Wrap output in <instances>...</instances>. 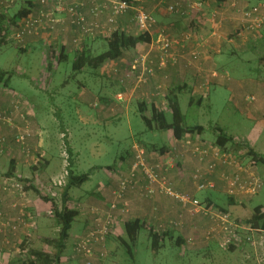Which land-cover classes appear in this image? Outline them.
<instances>
[{
    "label": "rangeland",
    "instance_id": "374dc122",
    "mask_svg": "<svg viewBox=\"0 0 264 264\" xmlns=\"http://www.w3.org/2000/svg\"><path fill=\"white\" fill-rule=\"evenodd\" d=\"M248 3L257 7L261 5L264 9V0H249ZM241 6L244 7L245 5ZM248 37L250 36L248 35ZM84 39H91V37L83 36ZM251 39L252 43L248 45V50L241 49L234 54H229L231 52L230 48L222 49V56L218 59V69H216L226 80H223L222 85L210 84L208 97H198L194 92H190V94L185 92L181 96L179 95V99L187 124L189 126L200 125L205 129L202 139L214 140L215 135L212 130L219 127L236 140L251 142L255 151L264 154V109L259 112L255 110L256 107H263L264 104V62L261 61V58L264 57V24L258 32H252ZM80 45L81 42L76 44V48ZM22 46L9 43L0 47V71H7L6 79L9 78L7 85L9 89L6 90L3 87L6 83L3 82L0 85V94H9L11 99L14 100L11 102V106L2 111H11L14 105H20L23 108L24 106L28 107L29 104L32 105V110L35 111L33 115L40 121L44 130L46 129L51 134H56L54 138H49L52 145V154L55 156L54 164H58L59 160L62 161L60 159L62 155L61 148L66 145L73 151L74 164H76L77 160L75 151L79 155L76 173L78 175L90 173V179L86 183L80 188L72 189L70 196L71 194L73 196H71L70 207L79 210L80 213L84 209L87 211L88 208L90 212L93 208H105L104 205L100 206L99 203L87 204L78 196L81 195L83 190H98L99 183L106 179L107 171L112 169L123 153L130 150L134 139L141 142L147 149L152 148L154 145L170 147L169 139H167L168 133L149 130L141 118L137 104L132 106L128 114L119 113L118 116L121 119H112L116 112H112L115 107L114 101L111 104H107L101 98L109 94L118 104L127 105L132 100L139 86L132 88L127 92L124 100L119 101L118 92L120 94L122 91L117 82L113 83L103 80L100 72L95 74V72L88 69H86L87 72L74 74L75 51H68L69 60L60 64L56 61V66L52 71H49L47 67V49L43 51L40 45L35 43V48L22 52L21 49H24ZM106 49L107 44L101 39L96 43L93 53L99 55ZM144 58L148 59V56ZM141 60L140 58L134 61L130 70L135 64L140 65ZM102 68L104 70V72L102 70V73L110 76V73L115 74V70L119 69L118 66L110 64L104 65ZM123 78L124 73L121 75L117 74L119 81ZM130 80L132 79H125L122 85L130 88L136 83L133 81L129 87L127 82ZM191 97L194 99V103H190ZM199 100L201 103H199ZM163 101L165 105L161 107L172 120L167 101L165 99ZM96 103H98V106L94 107ZM105 108L109 111L108 116L99 118L95 115L98 111H103ZM118 108L120 107L118 106ZM83 116L90 120L87 125H84L83 121L80 120ZM57 118L59 119L57 120ZM61 127L68 130L70 140H66V137L64 138L65 142L59 140ZM7 133L6 126H2L0 128V138L4 137L8 142V138L11 139L12 136L7 135ZM49 140L46 146L50 143ZM94 144L98 146L97 149ZM171 148L174 152L177 150V147ZM33 157L39 160L37 162L33 161V166L31 164L25 168V175L28 176H25L24 179L32 182L29 183L30 181H27L30 184L29 197L34 201L38 200L40 194L33 187L35 186L42 193L45 187L52 182L53 178L60 174L62 169L60 165L52 171L42 170V167L40 168L39 166L45 164L44 158L39 157L37 152L33 154ZM247 159L251 161V158ZM160 161H162L161 158ZM33 172H35L34 175H32ZM256 173L264 182V167L259 165ZM193 174L189 176L191 180H193ZM205 192L210 191H199L197 197L202 199ZM158 195L166 196L179 203L172 196L164 193ZM218 200L235 217H240L242 220L247 219L255 213L258 207H262L264 210V186L258 195L244 201L242 206H229L224 195L219 196ZM28 204L33 207L31 214L36 218V225L29 221L26 226H22L19 229L16 235L1 237L0 248L2 250H0V255L4 258L3 261L6 262L7 260L6 264L28 259L33 249H42L49 253L55 250V240L60 232L56 214L48 216L44 210L41 209V212L36 210L34 202H28ZM80 204L86 205V208ZM109 204L110 202L106 205ZM56 205L60 209L61 200ZM92 205L94 207H89ZM42 207L46 209L45 205ZM15 216L17 215L13 217ZM125 217H128V215L124 216V218L122 217V219H125ZM120 220L121 217L118 218V234L122 237L125 236L124 221L126 220H122V223ZM148 225L150 226V224ZM82 232L80 218L78 217L70 231L71 236L67 242L68 249L63 254L62 264H82L74 256L77 234L81 235ZM119 236H112L108 241L106 247L107 264H264L262 251L256 252L249 244L244 245V247H236L234 252L229 249L219 250L214 244V250L206 251L198 248L194 242L192 244L186 242L187 244L184 246L177 244L176 240L167 239L170 237H165L164 247L155 251L149 230L140 232L136 245L132 246L133 256H131L127 253L126 247L116 239ZM258 238L259 236L255 235V239ZM7 240L10 241V244L6 243ZM18 248L26 249V253L24 255L19 254ZM101 251L100 248L96 249L97 257H99Z\"/></svg>",
    "mask_w": 264,
    "mask_h": 264
},
{
    "label": "crops",
    "instance_id": "0c3cea01",
    "mask_svg": "<svg viewBox=\"0 0 264 264\" xmlns=\"http://www.w3.org/2000/svg\"><path fill=\"white\" fill-rule=\"evenodd\" d=\"M11 1L12 4L7 7V10L5 11L3 10L4 6L0 2V17L5 19V26L9 25L11 17L16 14L19 9H24L25 6H30L31 15H36L39 12V0ZM231 2V0H205V6L202 14H195L193 17L184 18L179 15L170 14L168 12L167 4L171 3V0H142V5L144 7L146 6L145 9L148 7V10H146L151 12L156 17L159 27L168 29L170 34L175 39L181 40V38H183L186 34L193 35V39L190 43H186L183 46L177 47L175 49L176 63H172L170 61L163 69L158 67L160 51L158 50L155 43L157 40V37L155 36L152 37L151 43L139 45L133 50L126 51L123 57L118 61L106 63L105 66L109 64L116 65L119 69L117 73L115 72V74L110 73V76L104 75L102 73L103 68H101L100 73L102 74L101 76L103 80H108L113 83L117 82L119 87H121V81L117 79V74L121 75L124 73L125 76L126 73L131 72L130 68L133 62L137 59H142L143 57L148 56V61L153 63V66L156 70L155 75L151 77L147 83L141 84L139 88H137V92L134 93L135 96L133 95L132 100L127 105L118 104L109 94H107L106 97L101 98L107 104H111L114 101L115 107L113 110H111L112 112H116L114 113V117L112 119H121L118 114H128L129 110H131L134 104H137L139 109V103H145V105L149 107V110L145 115L150 117L152 107L157 106L162 108L163 105H165L163 100L165 99L167 101V97L173 94L172 91H177L180 90V88H183L184 90L179 94L180 96L185 92H188L189 94L190 92H194L198 97H208L210 84H221L223 80H226L223 76H221V74L218 73L219 71L217 70V62L219 57L222 56V49L230 48L229 50L231 52H229V54H234L237 50H248V45L252 43V32L248 31L246 26L242 24V17H240L241 15L237 13L236 9L231 6ZM248 2L249 0H237V5L240 8H243L241 5H245L244 8H246L251 6V2ZM240 3L242 4L240 5ZM88 8L89 7L86 8V12L89 14V17H91ZM213 13H218V18L223 22V26L217 29L216 35H213L215 25L210 21V17ZM108 14L109 12L107 11L101 17V22L105 24L108 29L114 31L121 30L134 36H137L141 33L139 27L134 21V14L132 11L118 16L115 21L116 24L113 26L107 24ZM58 18L60 19V23L56 25V29L53 33L42 31V34L37 37H28L25 40L22 48L31 50L35 48L34 45L36 43L40 45L43 51L46 49L49 51L50 47L52 48V46H54L55 49L58 46H64L66 47L67 51L76 52L78 48L85 45H89L90 48L94 49L96 43H98L101 39L103 40L104 35H99L94 39L91 38L83 40V37L80 35V33L77 32L76 29L71 25L65 13H58ZM14 32H12V34ZM248 35L250 37H248ZM76 37H79V40L81 41V45L77 46V48L76 44L74 43V40L77 39ZM192 50L199 51L201 53L200 59L198 61H192L190 59L189 53ZM133 81H135V78L132 77V80L127 82L129 87ZM158 85H162V96L160 97L156 95V92H158ZM134 87L135 84H133L129 89H127L128 87L126 89L130 91ZM4 88L6 90L9 89L8 86ZM13 101L14 100L11 99L9 94L1 93L0 111L11 106V102ZM190 103H194V99L192 97ZM118 106L120 108H118ZM263 109L264 104L263 107L258 106L255 108V110H258V112L262 111ZM21 111L22 114H20V116H22L15 119L14 123L18 128L29 126L33 131L35 137L30 144L36 147V149L39 151L38 154L41 153V156H43L45 160V164L39 167H42L41 169L45 171H52L57 166L61 165L62 169L61 160H59L58 164H54L55 156L52 154V145L51 141L49 140L50 137L54 138L56 134H51L48 130H44L40 121H38L35 118V115H33L35 111L32 110V105L29 104L28 107L24 106V108L21 106ZM95 115L99 118H105L109 115V111L105 108L103 111H98ZM58 119L59 118H57V120ZM80 120L83 121L84 125H87L90 121L89 119L87 120L85 116L81 117ZM62 127L60 128L61 132L59 135V140L62 142L63 137H66V140H70L68 130ZM6 128L8 131L7 135H11L13 137L15 131H10L8 126H6ZM167 133V139H169L170 147L166 145H154L152 148L147 149L141 142L134 139L130 150H127L125 153H123L113 165L112 169L107 171L106 179L105 181L102 180L99 183L98 190L94 191L91 189H82L83 191L81 195L78 196V198H81V200H84L87 204L94 202L99 203L100 206H105L107 203L111 202L113 200V191L118 186L119 178L122 177V174H127V170L131 167L134 161V146L140 145L149 155V161L152 164L161 162L160 155H163L162 162L164 163L165 168H167L165 174L171 180L175 191L183 194H190L202 202L205 201L206 204L209 203L211 206L213 205L218 207V209L225 208L222 206L221 201L218 200V197H221V195H224L227 198L229 206L236 207L237 205H243L242 203H244V201H239L237 199L231 201L228 198L226 194L225 183L222 178L223 171L226 169L221 166L209 177L216 183L215 190L203 193V198L199 199L197 197L199 191L196 187V184L189 178V176L195 173V171L198 169L205 170V165L199 164L198 160L193 156L191 147H180L181 141H183V139L179 140L175 138L171 131H167ZM202 134L197 135L200 137V140L203 141L207 146H213L216 139H202ZM12 137L11 139L8 138L9 143L6 147L8 149H6L4 153H0V184L10 172L14 173L15 176L13 177L24 179L25 176H28L25 175V168L31 164L33 166L32 162H37V160H39L34 158L30 159L23 156L19 146L15 144L14 141H12ZM48 140L50 143L46 146ZM61 142L58 144L59 146ZM249 144L253 147L251 142H249ZM94 145L97 149L98 146L96 144ZM171 147H177V150L174 152L172 151ZM75 154L77 156V160L73 169L76 172L79 155L76 153V151ZM34 174L35 172L32 173V175ZM186 175L188 176L186 177ZM144 184L145 180L143 176L139 175L138 186L129 191L127 194V199L130 202V212L126 214L128 217H125V219H122L121 217V223L123 222L122 220L128 221L131 219H140L146 221L148 224H150V226L152 225L157 229L161 225L163 228L166 226L168 228H166V231L172 232V234H174L171 237L172 240H176L177 244L185 246L188 239H193L194 244H196L197 247L202 250L212 251L214 250V244H216V246L219 248L215 241H207L204 239V234L210 226V222L207 218L202 216H190L188 212L181 207L180 203L166 196L158 195L159 193L152 197L143 196L141 187H143ZM71 196L73 195L71 194ZM30 202H34V205L37 207V200L33 201L30 199L29 203ZM25 203L26 202L20 199L18 193L16 192L11 195H4L2 191L0 192V212L8 215L9 218H15L13 216L18 215L19 210L13 207L15 204L22 206ZM80 205L86 208V205ZM89 207L94 206L92 205ZM31 210H33V207L29 209V213H31ZM230 215L235 219L239 218L238 220H242L240 217H235L234 214H231V212ZM79 218L83 231L81 235H84L93 226L94 215L88 208L87 211L84 209V211L80 213ZM170 223H176L177 227H168ZM81 235L77 234L78 237L76 239L78 240ZM117 236H119V234ZM1 237L3 236H0V239ZM3 259L4 258L0 255V264L7 263V260L5 262Z\"/></svg>",
    "mask_w": 264,
    "mask_h": 264
},
{
    "label": "built area",
    "instance_id": "2783aa9c",
    "mask_svg": "<svg viewBox=\"0 0 264 264\" xmlns=\"http://www.w3.org/2000/svg\"><path fill=\"white\" fill-rule=\"evenodd\" d=\"M231 6L236 9L242 17V24L246 26L250 32L259 30L264 24L263 6H248L240 8L237 0H231ZM3 10H7L12 4L11 0H0ZM137 3V4H136ZM40 9L38 14L30 15L25 18L15 32L8 38L14 45H23L28 37H36L42 34V31L54 32L56 25L60 23L58 13H65L77 32L83 37L95 38L99 35H109L112 31L101 22V17L108 11L107 24L113 26L118 16L124 15L130 11L134 14V21L142 33H149L152 37L157 36L156 45L160 51L158 67L163 69L171 61L175 62V49L190 43L193 35L186 34L181 40L175 39L168 29L158 26L157 19L149 13L142 5V0H134L130 3L127 0H39ZM205 6L204 0H171L168 5L170 14L179 15L184 18L193 17L195 14H202ZM89 7V14L86 8ZM210 21L215 25L213 35H216L217 29L223 26L222 20L218 18V13H213ZM74 40L75 44H80L79 37ZM192 61H198L201 53L199 51H191L189 53ZM146 58H142L140 65L135 64L131 72L127 73L121 80V84L125 79L135 78V86L145 84L155 75V68L151 66ZM137 65V66H136ZM118 72V69L115 70ZM158 97L162 96V85H158ZM126 91L118 95L119 101L124 100ZM98 103L94 104L97 107ZM21 106L14 105L11 111L0 112V128L8 126L15 131L14 142L20 148L23 156L34 158L33 154L38 153L36 147L30 143L34 140V133L29 126L21 128L16 127L14 120L21 117ZM64 139V137H63ZM62 142H65L64 140ZM8 142L4 137L0 138V153L6 151ZM180 147H191L193 156L198 160L199 164L205 165L204 169H198L193 174V181L198 191H214L216 183L209 178L221 166L226 170L223 171L222 178L225 183L226 194L232 199L239 201H247L258 195L264 186L263 180L257 175L255 167L245 157L243 149H234L232 147L207 146L197 135H187L181 141ZM176 148V147H175ZM62 171L53 178L52 182L45 187L42 195L48 200H44L42 196L38 197L36 210L41 209L48 216L56 214L57 202L61 200L63 189L66 187L69 177L70 155L68 147L64 145L62 148ZM39 155V154H38ZM163 161V155H160ZM161 161V162H162ZM152 164L149 161V155L140 145L134 146V161L127 170V174L119 178L118 186L113 191V200L105 208H93L92 213L93 226L88 232L81 236L75 245L74 256L79 259L82 264H107L106 247L112 236L118 235L119 221L118 218L125 216L130 212V203L127 199L129 190L134 189L139 184V175L143 176L145 184L141 187L142 195L151 197L156 194L164 193L177 199L181 207L191 216H202L209 220L210 226L204 234L207 241H215L220 249H230L241 247L249 244L257 251H262L264 255V230L255 229L251 226L244 225L241 220L235 219L230 213L223 212L215 206H209L198 200L190 194L179 193L174 190L171 180L165 174V168L162 162ZM203 165V166H204ZM204 170V171H203ZM29 183L21 178L6 177L0 184V192L4 195L18 193L20 199L26 203L12 205L19 210V214L15 218H9L0 212V236L16 235L22 226L27 223L36 225V218L29 213L32 208L28 204ZM45 205L46 209L42 206ZM38 212V211H37ZM39 213V212H38ZM168 227H177L176 223H170ZM165 228V229H164ZM159 226V231H166V226ZM255 235L259 236L255 239ZM189 244L194 242L193 239L186 241ZM10 244V241H6ZM1 244V243H0ZM100 248L99 257H97L96 249ZM0 250H2L0 248ZM18 253L24 255L26 249L18 248Z\"/></svg>",
    "mask_w": 264,
    "mask_h": 264
},
{
    "label": "trees",
    "instance_id": "16d2710c",
    "mask_svg": "<svg viewBox=\"0 0 264 264\" xmlns=\"http://www.w3.org/2000/svg\"><path fill=\"white\" fill-rule=\"evenodd\" d=\"M130 3H133L134 0H127ZM205 1V0H204ZM137 4V3H136ZM168 3L167 5H169ZM168 9V7H167ZM149 12V11H148ZM30 6H25L24 9H19L16 14L11 17L10 24L5 26V19L0 17V47L3 45H8L13 42L9 41L8 37L18 28L21 22L28 18L31 14ZM151 13V12H149ZM152 16H154L151 13ZM155 17V16H154ZM156 18V17H155ZM116 24V23H115ZM261 29V28H260ZM259 29V30H260ZM257 30L256 32H258ZM154 37V36H153ZM155 37H157L155 35ZM103 40L107 44V49L99 55L93 53V49L89 45L82 46L76 50L75 60L73 62V71L74 74H81L87 72L86 69L95 72L98 74L101 68L106 63H111L113 61H118L121 59L126 51L133 50L142 44H149L152 41V36L149 33H140L137 36L127 34L121 30L112 31L109 35H104ZM54 46L50 47L48 51V62L47 67L49 71H52L58 64L69 60V54L64 46H58L56 49ZM21 49V48H20ZM22 52H27L29 50L21 49ZM57 59V60H56ZM261 61L264 62V57L261 58ZM151 66L153 63L148 62ZM154 67V66H153ZM48 71V72H49ZM8 75L7 71H0V85L3 82H6L3 87H6L9 82V78L6 79ZM124 84V83H123ZM120 90L122 93L128 91L127 87L120 83ZM127 88V89H126ZM183 88L180 90L172 91L173 94L167 97L169 111L171 113L172 120L166 111H163L162 108L153 106L151 109L150 117L146 116V112L149 110V107L145 103H139V112L141 113V118L145 122L149 130H158L161 132L171 131L175 138L181 140L187 135H198L205 132V129L200 125L189 126L186 122V117L183 115L182 109L179 104L178 95L183 91ZM119 95V94H118ZM201 103V101H199ZM215 135V143L213 145L220 147H232L236 150L243 149L244 155L247 158H251V164L255 167V170H258L259 165L264 167V154H261L249 144L247 140H236L234 137L229 136L223 129L216 127L212 130ZM15 134V133H14ZM64 140V139H63ZM14 141V135L12 137ZM39 152V151H38ZM70 155V167H69V177L66 187L63 189L61 196V208L57 207L56 210V221L60 227V232L58 238L55 240V250L52 253L46 252L42 249H33L31 250L30 257L26 260L19 262H11L8 264H62V258L65 251L68 249V240L70 238V231L72 229L73 223L80 216V211L72 209L70 207L71 196L70 193L73 188H80L84 183L90 179V173H85L78 175L74 171V158L73 151L71 148H68ZM39 154V157L44 158ZM9 178H12L14 173L10 172L6 175ZM17 177V175H16ZM25 182L30 181L22 179ZM29 183H32L31 181ZM30 187V184H29ZM29 187H27L29 189ZM33 187V186H32ZM37 191L39 196H42L44 200L48 198L42 193L39 189L33 187ZM30 190V189H29ZM231 201V197H228ZM203 203H206L203 201ZM211 205V204H207ZM218 208V207H217ZM219 210L223 212L230 213L227 208H220ZM242 223L247 226H251L255 229L264 230V210L262 207H258L255 213L247 219H243ZM142 230H149L150 238L152 240L153 249L155 251L160 250L164 247V242L167 237L172 239V232L169 231H159L155 227H150L146 221L140 219H131L124 223V234L125 236L116 237L127 249V253L133 256L132 246L136 245L138 241L139 234ZM161 232V233H159ZM85 235V234H84ZM83 236V235H82ZM166 237V238H165ZM75 248V247H74ZM231 252H234L236 249L230 248ZM96 264V261H95Z\"/></svg>",
    "mask_w": 264,
    "mask_h": 264
}]
</instances>
